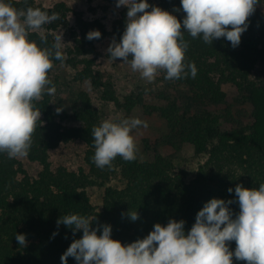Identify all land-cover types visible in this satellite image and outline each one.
Returning <instances> with one entry per match:
<instances>
[{"label": "trees", "instance_id": "trees-1", "mask_svg": "<svg viewBox=\"0 0 264 264\" xmlns=\"http://www.w3.org/2000/svg\"><path fill=\"white\" fill-rule=\"evenodd\" d=\"M84 1L89 4L93 0ZM7 2L18 9L31 6L49 15L58 13L59 20L43 26L47 45L41 46H51L55 32L60 29L65 30L70 44L62 49L66 60L53 63L74 68V79L88 82L101 101L112 103L125 113L139 110L156 115L168 130L165 143L177 148L188 144L204 160L189 177L154 147L149 159L140 158L136 152L134 161L126 162L118 156L111 169H100L92 160L95 151L92 129L102 121L86 92H78L71 110L61 114H57L52 95L45 94L36 102L41 121L37 122L27 155L28 160L40 166L37 174L29 176L19 159H9L6 153H0V264H61L62 254L74 239L83 235L82 231L73 235L63 224L57 226V220L67 214L93 220L96 217L93 228L109 224L112 238L128 244L145 238L154 224H167L169 219H183L187 233L195 223L196 214L210 199L235 200L237 184L258 188L264 183V0L249 18V27L235 48L226 38L214 40L211 45L184 33L189 44L185 63H194L197 75L169 81L161 72L162 88L179 92L174 97L166 95L164 90L156 95L144 87L119 97L113 84L95 69L96 45L105 38L119 42L125 30L126 7L108 30L101 19L84 18L81 11L71 9L63 1L49 7L34 0ZM148 3L170 12L181 8L180 0H148ZM173 14L181 22L185 16L182 10ZM91 30H99L101 38L89 41L86 35ZM29 39L40 43L39 34H30ZM228 92L248 106L250 122L233 120L226 106ZM178 98L185 100L184 109ZM222 105L225 107L222 111L215 110ZM64 119L77 124L65 125ZM74 140L84 144L86 170L82 167L69 170L62 165L51 167L49 152ZM112 179H117L120 186H104L100 207L92 205L88 190ZM229 188L233 189L232 193L228 192ZM230 208L234 214L239 212L237 203ZM129 209L138 211L139 219L135 222L126 215ZM16 233L25 234L26 247L18 244ZM53 233L57 234L53 236ZM229 246L234 250L235 242ZM68 264L77 262L69 257ZM234 264L245 262L234 261Z\"/></svg>", "mask_w": 264, "mask_h": 264}, {"label": "clouds", "instance_id": "clouds-1", "mask_svg": "<svg viewBox=\"0 0 264 264\" xmlns=\"http://www.w3.org/2000/svg\"><path fill=\"white\" fill-rule=\"evenodd\" d=\"M180 4L181 8L170 12L148 0H116L117 8H127L126 23L119 42L113 38L109 44L108 58L121 59L149 83L161 72L169 81L189 75L195 78L196 65L185 63L189 44L184 33L211 45L226 38L235 48L261 0H180ZM181 10L185 14L182 22L173 14ZM59 19L56 12L49 15L31 6L18 9L0 0V153L9 159L27 157L41 121L36 102L56 92L49 73L54 60H66L63 33L54 36L51 46L41 45H47L43 26ZM32 33L40 35L39 44L29 39ZM86 38L100 39L101 33L91 30ZM61 110L56 109L57 113ZM139 127L147 128V121L109 119L94 126L92 160L96 167L111 169L118 156L134 161L137 145L132 132ZM234 192L235 200L212 198L205 203L187 233L183 219H169L167 224H154L145 238L128 244L112 238L109 224L93 228L96 217L61 216L58 227L63 224L73 235L83 233L62 254L61 264H68L69 257L77 264H264V183L258 188L237 184ZM233 203L238 204V213L230 208ZM126 215L133 222L139 219L137 210L129 209ZM15 238L20 246H27L25 234L16 233ZM233 241L236 247L231 250Z\"/></svg>", "mask_w": 264, "mask_h": 264}, {"label": "rangeland", "instance_id": "rangeland-1", "mask_svg": "<svg viewBox=\"0 0 264 264\" xmlns=\"http://www.w3.org/2000/svg\"><path fill=\"white\" fill-rule=\"evenodd\" d=\"M58 1L65 2L73 10L81 11L84 18L101 19L108 30L112 22L119 15V12L125 8L124 6L117 8L116 0H93L89 4L84 0H34L35 3L45 7H49ZM72 20V15L70 14L68 23L71 24ZM60 32L63 33V41L65 43L63 49H65L68 44H70V40L66 37L65 30L60 29L55 32V35ZM110 43V38H105L97 43L96 50L98 56L95 60V69L102 74L103 78L113 84V89L117 96L121 97L132 90H137L139 87L148 88L156 95L164 90L166 95L169 94L171 97L179 96L178 91L175 92V90L162 88L161 81L159 80L160 74L154 82L149 83L142 79L138 72H133L130 66L123 63L121 59L118 58L113 62L108 58L107 53V48ZM74 75L75 69L62 63L54 64L50 72V79L56 82V92L52 95V102L55 109H57V106L62 109L57 114H61L62 111L68 113L73 105L75 95L78 92L85 91L92 106L99 112L101 121L110 119L114 122H119L126 118H139L143 121H147V128L139 127L132 132V135L135 137L137 152L140 158L149 159L151 157V149L156 147L162 155L172 160L176 169H183L189 177L194 175L198 164L204 160L203 156L200 157L195 155L192 147L188 144H182L177 148L165 143L168 130L162 119L156 115H146L139 110L125 113L112 103L101 101L97 91L92 89L88 82L77 81L74 79ZM178 101L184 109L186 106L185 100L179 99ZM226 106L233 120L242 123L250 122L248 106L239 101L231 92L227 94ZM224 108V105H222L215 108V110L220 112ZM63 123L68 126L77 124L68 119H64ZM83 152L84 144L81 141H70L60 144L55 149L51 150L48 155V161L51 167L62 165L69 170H76L80 167L86 170L83 161ZM19 160L29 176H35L40 169V166L36 162L28 160L27 157ZM107 185L120 186V182L117 179H112L103 186H95L88 190L90 202L97 208L100 207L102 191L104 186Z\"/></svg>", "mask_w": 264, "mask_h": 264}]
</instances>
